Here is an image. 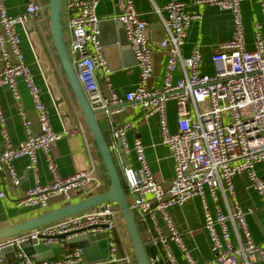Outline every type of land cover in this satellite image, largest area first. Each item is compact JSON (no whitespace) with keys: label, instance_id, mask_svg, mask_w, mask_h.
<instances>
[{"label":"built area","instance_id":"1","mask_svg":"<svg viewBox=\"0 0 264 264\" xmlns=\"http://www.w3.org/2000/svg\"><path fill=\"white\" fill-rule=\"evenodd\" d=\"M5 1L0 0V88L9 90L16 113L22 120L25 138L16 144L12 142L0 98V173H6L10 185L17 187L20 179L13 163L21 157L27 158L28 169L36 183L18 199L17 205L46 211L50 200L56 197L70 204L75 191H83V199H86L95 195L102 185L93 165L71 176H60L50 146L65 136L82 132L83 128L81 124L70 129L63 127L61 133L51 129L39 88L24 61L15 27L31 20L37 24L45 20V9L40 0H26L24 13L13 18L7 15ZM245 1L191 0L197 7L216 6L231 15L230 40L218 43L212 55L216 67L213 76L200 73L202 57L199 49L194 48L187 58L182 56L187 30L193 20H199L201 16L187 13V3L183 0H167L163 8L155 9L153 13L165 30L159 49L167 59L161 85L149 88L154 58L147 36L148 24L136 12L133 0H118L119 12L113 20L123 25L139 76L138 83L121 98L107 73V61L99 39L98 1L62 0L61 18H64L70 35L69 60L92 110L101 112L109 120L121 114L125 104H129L131 108L142 110L144 120L154 115L158 117L160 143L167 147L173 165V177L167 189L156 182L143 143L137 139L128 143L127 133L134 129L133 123L112 127L109 146L117 156L127 184L126 202L136 222L145 226L147 246L155 248L156 258L151 263L165 260L167 264H178L172 250L174 246L186 264H264V248L254 242L245 218L252 212L243 210L234 199L233 178L245 175L250 188L262 200L264 209V179L256 173V165H264V0H254L260 5L262 20L254 26L253 49H247L244 36L241 4ZM176 71L180 72V78L175 79ZM97 72L102 73L108 93L98 101H91ZM19 79L37 115V130L34 131L19 94ZM171 101L177 114L175 132L169 129L166 111L167 103ZM38 151L44 155L51 174V183L47 186L40 185L37 179ZM132 155L136 168L129 165ZM206 187L214 203L218 202L219 191L224 199L231 201L232 207L226 213L216 207L211 213L205 201ZM4 197L5 192L0 190V199ZM198 198L203 206L201 229L212 254V259L205 262H197L194 258L170 214L172 208H180ZM119 215L118 207L108 202L36 230L2 239L0 264H87L80 250L68 249L67 242L73 237L99 234H105L112 260L118 248L120 264H136L123 243ZM61 235L66 237L56 239ZM32 242L36 243L33 246L57 244L63 254L35 262L24 251V246ZM7 249H11L15 261L4 259Z\"/></svg>","mask_w":264,"mask_h":264},{"label":"crops","instance_id":"2","mask_svg":"<svg viewBox=\"0 0 264 264\" xmlns=\"http://www.w3.org/2000/svg\"><path fill=\"white\" fill-rule=\"evenodd\" d=\"M98 7L96 14L101 20V24L105 19H113L118 14V0H97ZM187 3L186 12L190 15L199 14V20H193L186 33V41L182 47V56L188 57L194 48L199 49L202 61L199 71L204 75L213 76L216 67L212 61V55L215 47L220 42L230 40L233 31V22L231 15L227 11H221L216 6L197 7L192 5L191 0H183ZM167 0H133L134 8L142 20L147 22V36L151 43L154 58V67L159 69L157 74L150 83L153 88H158L163 80V70L166 63L165 54L162 53L155 45L161 37L160 23L158 16L153 13L157 8H163ZM41 5L45 9V20L37 24L34 20L24 24L16 25L15 29L20 39V49L23 54L24 61L28 66L32 79L39 88L40 97L46 107L49 116L51 129L54 132L61 133L63 127L73 128L82 125V132H77L70 136L52 142L50 146L51 156L55 160L60 176L68 177L77 171L88 170L90 166L96 167L102 188L96 192L100 194L106 192L110 188V184L105 178V169L102 165L100 155L92 134L87 130L84 124L82 114L80 113L74 97L68 87L66 79L60 69L59 60L55 55L54 47L50 39V31L48 24V3L49 0H40ZM26 0H6L4 8H6L9 17L18 16L25 11ZM164 16L165 14L162 13ZM241 15L244 24V36L246 38L247 49H253L254 26L261 22L260 5L257 1L247 0L241 4ZM65 26L63 40L67 46L69 44L70 35L66 28L64 18L61 19ZM117 38V30L110 23H103L101 28V42L104 51V57L107 61V73L111 78V83L117 95L123 98L124 94L132 90L138 83L139 76L136 69V61L128 44L126 51L123 45L114 44ZM124 38V34H123ZM126 39V38H124ZM2 62H0V69ZM93 80L94 91L90 93L91 101H98V98L107 96L106 81L101 72H97ZM180 72L176 71L175 79L180 78ZM19 94L22 99L23 107L26 115L32 123V129L37 130V115L34 112L31 98L21 79L18 80ZM0 98L2 113L6 119L8 132L14 144L25 138L23 133L22 120L16 113V104L10 96V92L6 87L0 88ZM125 109L121 114L114 115L108 120L109 128L121 126L125 122L134 124V129L127 133V141L132 144L134 140H140L145 148V154L149 166L153 172L155 180L164 189L170 186V180L173 177V165L167 147L160 143V130L158 128V117L156 115L147 119H143V112L140 108H131L129 104H125ZM168 126L173 132L176 129L177 114L174 102H168L166 106ZM100 119H105L104 115H99ZM2 148V138L0 134V150ZM37 169L38 182L40 185L47 186L51 183V174L47 168L46 161L42 152H37ZM129 165L137 167L134 157L129 156ZM20 181L17 187H12L6 173H0V190L5 192V197L0 199V235L6 233L7 230L27 224L36 217L44 213L52 212L64 206L61 198L50 200V207L46 211L34 208H27L17 205L27 190L34 188L36 180L31 170L28 169V159L21 157L13 163ZM256 173L260 178L264 179V165H256ZM235 186V200L239 203L243 210H250L252 213L247 215L246 221L248 229L254 242L259 245L264 242L260 228L264 231V209L262 200L256 192L250 188L249 182L245 175H238L233 178ZM109 184V185H108ZM83 191H75L72 197V203L81 201ZM83 197V196H82ZM205 201L211 213H214L216 207L226 213L231 207V201L224 199L218 191V202L211 200L208 188H205ZM203 206L200 199L189 200L180 208H172L170 214L176 224V227L182 232L184 241L190 249L192 255L197 262L210 261V254L207 237L201 229ZM45 226V225H44ZM42 227V226H41ZM39 228V227H36ZM36 230V229H33ZM29 230V231H33ZM21 231L20 233L29 232ZM18 234V235H19ZM16 235V236H18ZM123 243L128 254L132 256L131 244L126 233H122ZM14 236L1 237L0 241L5 238ZM236 244V241H235ZM264 248V245L262 246ZM173 254L178 264H186L182 255L172 246ZM99 249L94 253L97 254ZM57 257V256H56ZM133 257V256H132ZM162 264H167L165 260ZM97 264V263H92ZM261 264V263H254Z\"/></svg>","mask_w":264,"mask_h":264},{"label":"water","instance_id":"3","mask_svg":"<svg viewBox=\"0 0 264 264\" xmlns=\"http://www.w3.org/2000/svg\"><path fill=\"white\" fill-rule=\"evenodd\" d=\"M47 6L50 39L54 47L55 55L57 57V60H59L63 77L66 79L71 94L75 99L80 113L82 114L85 127L94 138L96 148L98 149V154L100 155L102 165L105 169V175L106 177H108L111 186L106 192L92 195L76 203H64V206L55 209L52 212L44 213L41 216L36 217V219L31 220L27 224L9 229L6 231V233H4L3 231V233H1L0 235V239L1 237L5 236H16L21 231H29L36 229V227L53 224L56 221L72 217V215H77L89 211L93 207L111 202L118 207L121 219L123 221L124 229L130 240L133 261L136 264H161L157 261L151 263V260H155L156 258L155 248L152 246H147L145 226L136 222L130 210L129 204L128 202H126V195L128 194L127 184H125L123 172L121 167H119L116 154L111 149H109V146L111 145V131L109 128V121L107 118L100 119L99 114H101V112L92 110L89 100L85 96L79 80L76 77L74 66L71 60H69L67 44L63 40L65 26L61 21V12L63 7L62 0H49ZM103 23H110L112 27H114L115 25L117 30V38L114 41V44H120L121 46L123 45V49L126 51L125 46L128 43H126L127 41L126 39H124L125 34L123 25L115 22L113 19H105L103 20ZM103 23H100V40L101 28ZM159 27L161 30V37L159 39V42L155 45L156 48L160 47V43L163 41V38L165 36L163 25L160 24ZM154 71H156L158 74L159 69L157 67H154ZM154 71L152 75L153 78L148 83L149 88L151 86L150 83L156 76ZM260 231L264 238V231H262L261 228ZM65 237V235L56 236V239H63ZM34 244L36 243L32 242L31 244H26L24 246V251L27 256L35 262L42 260H51L56 256H60L63 254V249L57 244H55L54 246H33ZM263 245L264 242L259 244V246L261 247ZM67 247L70 250H80L82 257L87 264L121 263L119 262L121 255L118 248L114 252V260H112V257H110L107 240H105V234H99L91 237H73V239L67 242ZM97 249H99V252L95 254L94 252ZM4 259H6L7 262L15 261L14 254L13 252H11V249H7L4 251Z\"/></svg>","mask_w":264,"mask_h":264},{"label":"rangeland","instance_id":"4","mask_svg":"<svg viewBox=\"0 0 264 264\" xmlns=\"http://www.w3.org/2000/svg\"><path fill=\"white\" fill-rule=\"evenodd\" d=\"M73 198H74V196H73ZM79 198H83L82 196H79ZM148 198H150V196H148ZM83 200V199H82ZM72 201V200H71ZM118 221H120V216H118ZM123 222V221H122ZM120 223H121V221H120ZM124 226V225H123ZM121 230H122V233H126V231H125V229H123V228H121Z\"/></svg>","mask_w":264,"mask_h":264},{"label":"trees","instance_id":"5","mask_svg":"<svg viewBox=\"0 0 264 264\" xmlns=\"http://www.w3.org/2000/svg\"><path fill=\"white\" fill-rule=\"evenodd\" d=\"M105 178H106V180L108 181V183L110 184V182H109V179H108V177H106V175H105ZM108 184V185H109ZM120 216V215H119ZM120 221H121V226H122V228L124 229V226H123V222H122V219H121V216H120ZM127 235V234H126ZM161 264H162V262H161Z\"/></svg>","mask_w":264,"mask_h":264}]
</instances>
